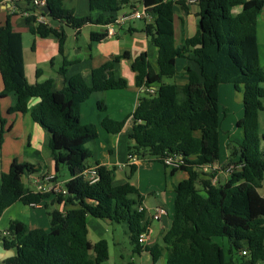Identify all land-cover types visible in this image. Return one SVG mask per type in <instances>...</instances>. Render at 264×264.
<instances>
[{
	"label": "trees",
	"instance_id": "obj_1",
	"mask_svg": "<svg viewBox=\"0 0 264 264\" xmlns=\"http://www.w3.org/2000/svg\"><path fill=\"white\" fill-rule=\"evenodd\" d=\"M130 0H89L91 12L73 15L64 0H46L50 20L63 22L79 30L86 23L109 25L116 13ZM26 22L32 34L53 35L62 52L65 29L35 23L36 8L28 1ZM144 9L155 14L144 32L157 47V66L151 68L145 52L133 58L134 82L144 91L132 112L134 120L129 135L128 156L163 164L168 153L179 154L182 163L171 171L184 170L187 177L174 186L172 223L161 237V244L150 246L139 241L148 231L149 217L142 206V195L129 179L136 171L130 164L127 181L114 185L115 167L89 163L91 151L86 143L98 137L94 124H82L80 104L91 94L108 89L124 88L127 82L113 73L115 62L127 53L108 60L91 71L87 84L81 74L69 77L64 86L52 90V80L34 84L26 80L21 33L11 24L7 14L0 24V75L3 88L0 98L15 94V103L8 113H28L49 135L48 147L54 161L55 176L60 164L68 170L64 182L66 194L35 192L22 177L36 172L29 162L13 160L8 171L0 174V215L16 201L27 205L43 202L49 228H28L19 220H11L2 244L14 255L2 264H99L108 258L105 239H88V215L111 222H126L134 252L147 250L152 263L165 253L164 264H256L264 263V196L259 193L264 179V134L259 132L258 112L264 110V71L259 66L256 19L264 0H198L196 33L178 43L174 37V9L171 0H142ZM240 5L239 11L233 8ZM106 32L90 34L99 41ZM191 58L196 69L186 65L184 84L163 79L176 74L175 60ZM68 62L63 59L60 71ZM39 70H36L38 76ZM221 83L241 85L244 91L243 116L237 121L242 140L232 148L221 170L232 166L223 182L212 183L215 171L200 173L219 159L218 86ZM158 84L153 92L147 90ZM31 98L38 101L29 106ZM97 106L104 109L102 101ZM124 120L104 118L101 126L107 132L121 130ZM5 120L0 115V145ZM134 139V142L131 140ZM164 165V164H163ZM165 166V165H164ZM95 167L97 179L90 182L85 171ZM200 174H202L200 176ZM58 204L59 208L54 205ZM212 237L228 242L226 259ZM241 251H245L242 254ZM128 264H136L129 262Z\"/></svg>",
	"mask_w": 264,
	"mask_h": 264
},
{
	"label": "crops",
	"instance_id": "obj_2",
	"mask_svg": "<svg viewBox=\"0 0 264 264\" xmlns=\"http://www.w3.org/2000/svg\"><path fill=\"white\" fill-rule=\"evenodd\" d=\"M28 1L0 0V24L4 22L7 14H10L12 28L21 33L24 70L29 84L51 79L52 90L57 91L74 74H81L85 82L90 84L93 68L112 60L116 56L127 53L126 57H121L115 62L113 68L116 78L126 80V87L97 91L91 94L87 100L80 104V121L82 124L92 123L96 126L98 137L86 143V147L91 151V164L98 162L108 168L115 167L114 185L127 181V168L129 169V165L132 163L136 165V171L129 181L138 188L141 195L143 193L148 195V197H142V207H144L150 220L145 244L148 246L153 243L161 244L163 233L170 228L172 223L174 186L185 179L187 173L181 169L171 171L170 167L164 166L158 161L129 159L128 157L129 135L134 123L132 112L144 91L143 88L135 85V73L131 68V63L139 53L145 52L153 71H158L157 47L144 32L145 24L151 23L155 14L150 8L144 9L142 0H130L122 6L116 15L139 11L143 13L141 18L131 19L120 25H112L114 32L111 34L107 33L108 25L104 24L86 23L79 30L73 27V31L69 29L70 33L65 31L66 38L63 49L62 52H59L58 41L55 36L40 37L30 32L29 24L26 22L27 9L30 7ZM64 4L73 11V15L76 17L88 14L96 17L98 14L97 11L91 12L89 0H64ZM240 8L241 6L237 5L233 10L237 12ZM173 9L174 37L178 43L196 33L199 8L197 3L177 2L173 3ZM49 21L55 29H59L61 26L65 29L66 24L63 22L50 19ZM92 32H106V36L99 41H91L90 34ZM256 39L259 66L264 71V6L256 19ZM64 58L68 65L66 72L62 73L60 67ZM186 65L196 69V64L191 58H176V74L171 78V81L178 84H184L187 81V76L183 73ZM36 70H39L38 76ZM157 85H151L150 88L154 89ZM2 88L3 82L0 75V90ZM243 97L244 91L241 85L236 87L233 83H221L218 86L219 159L210 166L201 167L199 171L205 174L215 171L218 177L217 181L220 182L228 178L226 173L221 170L222 165L227 161L231 149L236 148L242 140V130L237 126V121L243 116ZM15 99L14 93L0 98V115L5 120V131L0 145V174L8 171L13 160L33 164L36 168V172L33 174L55 173L54 161L48 147L49 135L47 131L34 122L28 113L7 112V109L15 103ZM37 101L38 98H31L28 105L31 107ZM98 101L103 102L104 109L97 106ZM221 108L224 118L222 122L219 115ZM106 117L117 121L124 120L121 130L111 133L103 129L101 122ZM261 121L264 123V110L258 112L259 132L263 134L260 130ZM221 128L225 133L224 135L220 134ZM261 146L264 148L263 142ZM136 172L139 176L135 182L131 179ZM142 173L150 175L145 177L147 180L144 176L143 180L141 179ZM27 177L28 175L22 177L26 184H28ZM212 183L215 182L212 181ZM261 195L264 196V194ZM43 203L27 205L21 201H16L4 208L0 215V235L5 233L11 220H19L25 223L28 228L40 227L47 230L49 220L45 215L44 211L46 210ZM54 206L59 208L58 204ZM156 207H162L165 213L161 214L158 219H153L152 214ZM91 217L90 215L86 217L87 228L89 224L93 227L99 224L98 220ZM210 240L217 243L223 252L225 251L224 245L227 242L225 238L212 237ZM0 246L5 250H0V264H2L5 259L14 255V250L5 248L1 239ZM137 254L140 260L138 264L152 263L153 259L149 251L142 250ZM225 257L226 259L230 257L228 252ZM164 262L165 253L161 255L156 264H164Z\"/></svg>",
	"mask_w": 264,
	"mask_h": 264
},
{
	"label": "built area",
	"instance_id": "obj_3",
	"mask_svg": "<svg viewBox=\"0 0 264 264\" xmlns=\"http://www.w3.org/2000/svg\"><path fill=\"white\" fill-rule=\"evenodd\" d=\"M173 3L177 2H184V3H197L198 0H172ZM33 5L38 8L35 11V23L44 24V25H50L49 17L46 13L42 11V7L46 6V0H32ZM28 15V13H27ZM143 16V13L139 11H131L128 13L121 14L117 16L113 23L108 25L107 33H113V27L112 25H120L122 23H125L131 19H138ZM150 92H153V88H148ZM129 157V156H128ZM131 159V158H129ZM182 163V157L179 154L174 153H168L163 158V164L167 167H178ZM233 167L229 166L223 171L226 173L227 176L230 175V172L232 171ZM85 174H87V177L90 182H94L97 179V172L95 167L89 168L85 171ZM28 185L35 191V192H41V193H53V194H66L67 190L64 186L63 182L57 181L56 176L54 173L49 172H43L38 174H31L28 175ZM218 180V177L215 175L212 177V181L216 182ZM262 187L264 188V179L262 181ZM140 209L142 206L139 207ZM165 213V210L162 207H156L154 209V212L152 214L153 219H158V217ZM146 232H143L139 236V241L141 243L145 242L146 239ZM242 254H245V251H241Z\"/></svg>",
	"mask_w": 264,
	"mask_h": 264
},
{
	"label": "rangeland",
	"instance_id": "obj_4",
	"mask_svg": "<svg viewBox=\"0 0 264 264\" xmlns=\"http://www.w3.org/2000/svg\"><path fill=\"white\" fill-rule=\"evenodd\" d=\"M166 82H171L170 78L165 79ZM220 121L222 122L223 115H222V108L220 110ZM261 132L264 134V123L261 121ZM221 135H224L225 133L222 131L221 128ZM264 147V142H263ZM89 163H92L91 159H89ZM127 173L129 169L127 168ZM57 181L64 182L69 178V173L64 164H60L58 171L56 172ZM138 172L135 173L134 177L131 179L132 181L137 180L138 178ZM143 176L148 177L149 174L146 175V173L141 174V179L143 180ZM147 180V178H145ZM261 194H264V188L259 189ZM148 194V192H147ZM148 197V195H142V197ZM53 208L52 205H48L47 208H45L46 211L45 215L49 220V217L47 215V211L51 210ZM91 217V216H90ZM92 218V217H91ZM99 221V224L96 227H93L92 225H88V238L91 242H95L99 239H105L108 244V258L104 261H102L99 264H128L129 262H134L136 264L139 263V256L136 252L133 251V245L130 242L129 239V233H128V227L126 222H111L103 219L94 218ZM225 254H227L228 249V242H225L224 245ZM257 264H263L262 262H258Z\"/></svg>",
	"mask_w": 264,
	"mask_h": 264
},
{
	"label": "water",
	"instance_id": "obj_5",
	"mask_svg": "<svg viewBox=\"0 0 264 264\" xmlns=\"http://www.w3.org/2000/svg\"><path fill=\"white\" fill-rule=\"evenodd\" d=\"M41 9H42V11H43L44 13H46V14L49 13V8H48V6H44V7H42ZM69 29H70L71 31H73V27H72V26H70V25H66V26H65V31H66L67 33H70V32H69ZM133 142H134V139H133ZM0 250L5 251L1 246H0Z\"/></svg>",
	"mask_w": 264,
	"mask_h": 264
}]
</instances>
